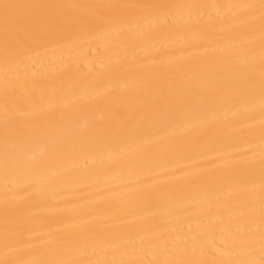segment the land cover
<instances>
[{"label": "bare ground", "instance_id": "1", "mask_svg": "<svg viewBox=\"0 0 264 264\" xmlns=\"http://www.w3.org/2000/svg\"><path fill=\"white\" fill-rule=\"evenodd\" d=\"M0 264H264V0H0Z\"/></svg>", "mask_w": 264, "mask_h": 264}]
</instances>
